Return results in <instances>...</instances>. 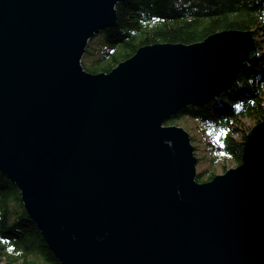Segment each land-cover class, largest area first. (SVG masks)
<instances>
[{"label":"water","instance_id":"water-1","mask_svg":"<svg viewBox=\"0 0 264 264\" xmlns=\"http://www.w3.org/2000/svg\"><path fill=\"white\" fill-rule=\"evenodd\" d=\"M123 0H0V173L61 264H264V120L241 162L196 182L181 109L227 91L252 31L81 66Z\"/></svg>","mask_w":264,"mask_h":264},{"label":"trees","instance_id":"trees-1","mask_svg":"<svg viewBox=\"0 0 264 264\" xmlns=\"http://www.w3.org/2000/svg\"><path fill=\"white\" fill-rule=\"evenodd\" d=\"M116 22L88 40L81 57L90 73H108L146 45H190L228 30L252 31L256 52L231 88L200 107L187 106L164 125L208 130L204 140L211 156L197 170L196 182L212 179L223 162H241L249 130L264 120V0H123L115 6ZM203 131V130H201ZM196 147L200 139L190 134ZM223 159L220 162L218 161ZM200 160L199 158H197ZM201 161V160H200ZM0 260L5 264H61L26 214L17 188L0 173Z\"/></svg>","mask_w":264,"mask_h":264},{"label":"rangeland","instance_id":"rangeland-1","mask_svg":"<svg viewBox=\"0 0 264 264\" xmlns=\"http://www.w3.org/2000/svg\"><path fill=\"white\" fill-rule=\"evenodd\" d=\"M234 82H233V84H234ZM173 126H177V125H173ZM177 127L183 128L182 126H177ZM183 129L185 130V132H187L189 138H190V134L192 133V134H195L197 139L198 138L200 139V142H202L199 145H197V147H196L195 143L190 140V143H191L192 147L194 148L195 157L199 158L201 160L200 161V160L197 159L196 170H200V169H202L204 167H207L208 163L206 161V158H208L211 155L208 152V147L205 145L204 140H208L209 142H214V140H211V137H213V135L208 130H204V129H201V128H198V127H195L194 131H192V132H188L185 128H183ZM201 130H203V131H201ZM219 159L220 158H218L217 162H220V161L223 160V159H221V160H219ZM223 163L226 166V169H230V168L236 167L233 164L229 163V161H225ZM217 166H218V168H217V172H216L217 174L216 175L222 174L223 172H221V167L219 165H217ZM0 264H5V262L0 260Z\"/></svg>","mask_w":264,"mask_h":264},{"label":"bare ground","instance_id":"bare-ground-1","mask_svg":"<svg viewBox=\"0 0 264 264\" xmlns=\"http://www.w3.org/2000/svg\"><path fill=\"white\" fill-rule=\"evenodd\" d=\"M255 55V54H254ZM251 58H253V56L251 57ZM251 61V59L248 61V62H250ZM248 62H246L243 66H245L246 64H248ZM185 108H187V107H185ZM185 108H183V109H185ZM182 110V109H181ZM227 170V169H226ZM225 170V171H226Z\"/></svg>","mask_w":264,"mask_h":264}]
</instances>
